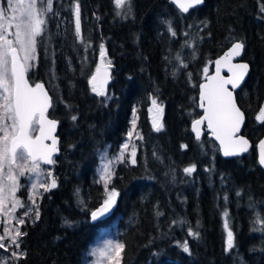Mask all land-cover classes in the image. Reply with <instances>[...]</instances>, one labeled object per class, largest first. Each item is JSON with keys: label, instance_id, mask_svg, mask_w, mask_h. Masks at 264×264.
Wrapping results in <instances>:
<instances>
[{"label": "trees", "instance_id": "16d2710c", "mask_svg": "<svg viewBox=\"0 0 264 264\" xmlns=\"http://www.w3.org/2000/svg\"><path fill=\"white\" fill-rule=\"evenodd\" d=\"M236 42L244 43L242 59L251 68L236 97L253 146L227 160L207 132L195 138L191 123L202 114L199 84ZM109 60L108 93L99 96L90 77ZM28 75L46 84L49 115L60 122V154L52 167L57 187L38 198L39 220L33 212L24 217V255L11 256L9 264H84L100 230L114 221L126 246L122 264H264V170L256 150L264 135L257 119L264 109V0H204L185 15L170 0H132L130 13L114 0H53ZM153 99L163 109L159 132ZM133 119L143 137L136 164L116 165L110 187L120 195L113 216L92 222L90 212L106 198L99 155L118 153ZM191 165L196 171L185 173ZM225 212L235 237L231 251ZM185 241L191 255L183 252Z\"/></svg>", "mask_w": 264, "mask_h": 264}, {"label": "snow or ice", "instance_id": "6c2138e0", "mask_svg": "<svg viewBox=\"0 0 264 264\" xmlns=\"http://www.w3.org/2000/svg\"><path fill=\"white\" fill-rule=\"evenodd\" d=\"M179 3V8L187 13L190 8L203 4L204 0H174ZM117 9H127L131 12L132 0H114ZM5 7L0 6V212L15 211L17 206L23 207L21 202L15 198V193L20 187L19 177L26 173L32 174L36 182L31 184L34 195L37 188L49 191L57 187L55 178H51V171L42 169L41 165H53L55 160L53 154L58 151L57 140L53 132L57 121L49 119L48 109L52 106L51 97L44 89V85L36 83L33 87L26 78L27 71L34 66L33 61L37 59L38 38L45 32L47 14L53 11V0H4ZM75 30L78 36L81 35L80 6L76 4ZM119 14V13H118ZM169 31L173 36L176 32L169 22ZM82 39V37H81ZM244 49L243 42H236L228 53L220 60H217L215 75L208 76L207 82L201 84L199 107L204 109V114L193 123V130L196 138L201 136V126L205 125L211 130L212 135L220 141L223 148V155L238 156L249 149V141L237 135L244 122V113L237 107L233 91L240 86L248 72V64H233L232 58L239 56ZM106 50L101 45L100 57L104 60ZM226 67L231 76H221V67ZM111 61L107 65L98 66L95 73L90 77L91 90L99 96H106L105 86L110 73ZM186 67V65H185ZM208 69H204L207 74ZM153 106L159 113L163 112L162 107L157 105L155 99ZM76 120V117H72ZM257 119L264 123V109H261ZM135 121H133V128ZM153 127L157 132L161 131L163 124L157 118L153 119ZM35 134V135H34ZM131 138L132 132L128 133ZM138 139L142 136L137 135ZM51 140V144L45 143ZM185 147H187L185 145ZM124 150L129 148L125 143ZM131 163L136 164L137 149L131 150ZM124 160V153L121 152L117 158ZM259 164L264 166V141L259 145ZM112 161L105 164L101 179L107 185L112 179ZM187 174L196 171V166L191 165L183 170ZM119 192L115 188L108 190L107 197L100 206L90 212L92 222L99 221L107 216L116 207ZM31 203L36 205L34 198ZM12 204L11 209H6L5 202ZM28 213L25 212V215ZM224 227L228 229L226 240V251L235 247V237L228 228V213H224ZM40 214L35 213V219L39 220ZM19 224L25 223L19 219ZM175 223V222H174ZM182 223V221H181ZM264 224V221H261ZM5 235H0V249L8 250V245L3 241L10 240L12 245L19 248L18 238L26 233H21L17 228L14 234L10 229H5ZM189 235L199 238V232L189 230ZM125 244L108 240L103 247L96 249L93 254L99 260L98 264H122ZM183 252L191 255V249L187 241L181 245ZM23 253L11 252V256L18 258ZM4 264H7L5 261Z\"/></svg>", "mask_w": 264, "mask_h": 264}, {"label": "rangeland", "instance_id": "374dc122", "mask_svg": "<svg viewBox=\"0 0 264 264\" xmlns=\"http://www.w3.org/2000/svg\"><path fill=\"white\" fill-rule=\"evenodd\" d=\"M0 6L6 8V5L4 4V0H0ZM36 55H37V53H36ZM36 63H37V59L35 61H33L34 66L32 68H30L29 70L33 69L36 66ZM102 64L106 65V61H104V63H101L99 66H101ZM29 70L27 72H29ZM109 70H110V68L108 69V71ZM105 90H106V93H108L107 88H105ZM154 118H157L160 122V113L158 111L152 112V120ZM133 121H134V119L132 120V126L130 129V132H132V136L130 138L127 135V139L123 143V145L125 143H127L129 145V148L127 150H124L123 145H122L120 150L118 151V153L114 156H110L107 151H103L99 155V165H98L97 173H98V179H99L100 183L104 186V188H105V183L101 179V176H102L103 168H104L105 164L108 163V161H112V165H111L112 172H114L116 165L121 162L117 159L121 152L124 153V160L122 162H124L125 160H128L131 162L130 153H131L133 146H135V148H136V143L138 141V138H137L138 132L136 131L135 127L133 128ZM41 167L44 170H50L51 171V178H55L54 171H53L52 167H48V166H45L43 164L41 165ZM112 177H113V175H112ZM34 182H36V181L33 178L32 174L26 173L25 176L19 177L20 187L15 193V198L21 202L23 207L17 206L15 211L0 212V235H5V231H4L5 229H10L11 234H14V232L17 228L21 231L22 225L18 223L19 219H24L25 216L28 217L29 216L28 214H30L32 212L36 213L37 200H38V198H40L42 193H44L45 191L42 188L38 187L36 192H35V195H34L33 189L31 188V184ZM56 182H57V180H56ZM111 189L112 188L110 187V183H108L107 190L105 188L106 197L108 194V190H111ZM22 195L26 196L25 197L26 202H23ZM30 198L35 199L36 205H33L31 203ZM5 206H6V209L12 208V204L9 203L8 201L5 202ZM25 212H27L28 214L25 215ZM108 240H112L114 242L121 243L120 240L118 239L117 221H114L111 225L104 227L100 230V233L98 234L96 240L89 247V249L87 250V252L85 254L84 264H98L99 258L96 255H94L93 252L96 249L103 247L104 243ZM3 242L8 245V250L6 251L5 249H0V264H4L5 261L7 262V264H9L8 260L11 257V252L16 251L17 253H20V247L16 248L15 245H12L10 243V240H8V239H6ZM18 242H19V238H18ZM113 264H114V262H113Z\"/></svg>", "mask_w": 264, "mask_h": 264}, {"label": "water", "instance_id": "95a60500", "mask_svg": "<svg viewBox=\"0 0 264 264\" xmlns=\"http://www.w3.org/2000/svg\"><path fill=\"white\" fill-rule=\"evenodd\" d=\"M170 2H171V3H172V4H173V5H174V6H175V7H176V8H177L182 14H184V15H185V14H188L192 9H194V8H196V7H199V6H202V5H203V4H201V5H196V6H194L193 8H190L189 11H188L187 13H185V12H183V11L179 8V3H178V2H174V0H170ZM203 3H204V2H203ZM234 44H235V43H234ZM232 45H233V44H232ZM232 45H231V46H230V47H229V48H228L223 54H221L219 57H217V58L214 60L212 71H211L210 73H208V74L205 76L204 80L199 84V86H200L201 84H204V83L207 82V77H208V76H213V75H215V71H216V63H215V62H216L217 60H220L222 57H224V56L226 55V53H228V51L230 50V48L232 47ZM243 52H244V49H243L242 53H241L239 56H235L234 58H232V61H231V62H232L233 64H240V63H246V64H248V66H249V68H248V72H247V74L245 75L243 81L241 82V84H240V86H239L238 88H236V89L233 90V89H231V86H229V89L233 91V95H234V98H235V102H236L237 107H239L240 110L244 113V111H243V110L241 109V107L239 106V104H238V102H237V97H236L237 92L243 87V85L245 84V82H246V80H247V78H248V76H249V74H250V71H251V68H250L249 63H248L247 61H245V60L242 59ZM109 73H110V72H109ZM220 74H221V76H223V77H225V78H228V77L231 76V73L228 72V69H227L226 67H223V66L221 67ZM26 78L28 79L29 84L32 85L33 87L35 86L36 83L43 84V85H44V89H45V91H47L48 95L51 97V100H52V96H51V94H50V91H49V89L47 88L46 84H45L43 81H37V82H35V83H32V82L30 81V79H29L28 72L26 73ZM110 82H111V73H110V78L108 79L105 88L109 86ZM90 85H91V83H90ZM198 90H199V95H198V96H199V98H200V93H201L202 90H201L200 87H199ZM199 104H200V99H199ZM52 106H53V101H52ZM52 106L48 109L47 116H48L49 119H53V120L57 121V126H56V128H55V130H54V132H53V136H54V137L56 138V140H57V148H58V151H57L56 153L53 154V159L55 160V157L58 156V155L60 154V141H61V139H60V136H59L60 122H59L58 120L52 118V117L49 115V114H50V111H51V109H52ZM200 110L202 111V114H201L200 117L196 118L195 120L200 119V118L203 116V114H204V109L200 107ZM195 120H193L192 123H191V131H192V133L194 134V136H195V138H196V133H195L194 130H193V123H194ZM245 121H246V116H245V113H244V122H243V124L241 125V127H240V131L237 133V135L242 136V137H244L245 139H247V140L249 141V149H248L247 152L242 153L241 155H238V156H229V157L224 156V155H223V148H222V146L220 145V141L217 140V139L212 135L211 130L207 128L206 124L201 126V136H200L199 139H197V138H196V139H197V140H200V139L202 138L203 134H204L205 132H207V133L209 134V137H210L212 140H214V142H215V143L217 144V146L219 147V149H220V153H221V155L223 156L224 159L230 160V159H233V158H239V157L246 156V155L251 151L253 144H252V142L249 140V138L246 137V136L243 134V130H244V126H245ZM262 141H264V135H263V137L258 141V143L256 144L257 159H258V161H259V145H260V142H262ZM45 143H47V144H51V140H47ZM258 164H259V162H258ZM43 165H45V164H43ZM259 165H260V164H259ZM45 166L53 167L54 164H53V165H45ZM260 167L264 170V166H261V165H260ZM99 206H100V205H99ZM99 206H98V207H99ZM98 207H97V208H98ZM97 208H95V209H97ZM95 209H94V210H95ZM113 213H114V209L112 210L111 213H109L107 216H105L103 219H101V220H99V221H106V220H108L109 218H111V217L113 216ZM96 222H97V221H96Z\"/></svg>", "mask_w": 264, "mask_h": 264}, {"label": "flooded vegetation", "instance_id": "af4514ba", "mask_svg": "<svg viewBox=\"0 0 264 264\" xmlns=\"http://www.w3.org/2000/svg\"><path fill=\"white\" fill-rule=\"evenodd\" d=\"M109 72L111 73V71L109 70ZM107 88V87H106Z\"/></svg>", "mask_w": 264, "mask_h": 264}]
</instances>
